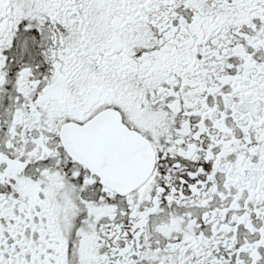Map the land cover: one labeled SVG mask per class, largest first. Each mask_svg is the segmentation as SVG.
Segmentation results:
<instances>
[{"label":"snow or ice","instance_id":"6c2138e0","mask_svg":"<svg viewBox=\"0 0 264 264\" xmlns=\"http://www.w3.org/2000/svg\"><path fill=\"white\" fill-rule=\"evenodd\" d=\"M0 264H264V0H0Z\"/></svg>","mask_w":264,"mask_h":264}]
</instances>
